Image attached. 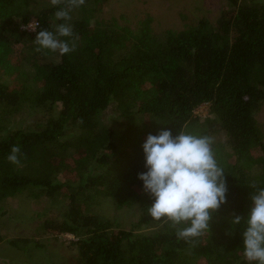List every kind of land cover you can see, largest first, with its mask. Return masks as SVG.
I'll list each match as a JSON object with an SVG mask.
<instances>
[{
	"label": "trees",
	"instance_id": "obj_1",
	"mask_svg": "<svg viewBox=\"0 0 264 264\" xmlns=\"http://www.w3.org/2000/svg\"><path fill=\"white\" fill-rule=\"evenodd\" d=\"M225 1L216 20L155 32L151 17L134 30L98 18L106 0H85L70 12L75 48L61 55L37 50L33 40L40 28L60 22L55 12L69 0H0V106L11 113L25 106L59 110L39 129L0 133V214L25 190L58 202V215L41 226L73 234L86 264H247L244 218L252 194L264 188V128L257 118L264 103V0ZM32 16L36 31L24 28ZM205 103L212 116L201 120L195 111ZM109 109L127 119L119 131L103 120ZM161 129L226 136L212 139V149L227 200L195 238L177 239L170 220L147 214L153 198L138 178L146 171L142 144ZM13 146L20 149L17 163L7 159ZM101 199L118 208L138 205V221L119 227L94 210ZM235 216L242 217L236 225ZM8 242L44 247L28 237Z\"/></svg>",
	"mask_w": 264,
	"mask_h": 264
},
{
	"label": "clouds",
	"instance_id": "obj_2",
	"mask_svg": "<svg viewBox=\"0 0 264 264\" xmlns=\"http://www.w3.org/2000/svg\"><path fill=\"white\" fill-rule=\"evenodd\" d=\"M84 2L69 0L67 7L57 9L55 17L60 22L51 30L40 28L33 40L37 50L61 55L74 50L70 12ZM212 143L208 136L184 131L173 135L171 129H161L157 134L149 133L142 144L146 171L140 172L138 178L153 198L147 214L155 220H170L177 239L202 235L210 228L212 212L227 200L225 174L216 161ZM19 152V147L13 146L7 159L17 163ZM241 219L235 216L232 223L239 224ZM244 219V259L247 264H264V188L252 194V206Z\"/></svg>",
	"mask_w": 264,
	"mask_h": 264
},
{
	"label": "rangeland",
	"instance_id": "obj_3",
	"mask_svg": "<svg viewBox=\"0 0 264 264\" xmlns=\"http://www.w3.org/2000/svg\"><path fill=\"white\" fill-rule=\"evenodd\" d=\"M38 1L42 4L52 2ZM226 5L225 0H106L98 18L115 19L119 25H130L136 30L141 21L151 17L152 29L162 32L166 29L181 30L202 17L216 20ZM33 19H37L36 16H32L31 20ZM3 109L4 107L0 106V125H4L6 130H1L0 133L18 128L39 129L49 117H57L59 112L56 108L34 109L27 106L13 113ZM195 114L201 117V120L212 116L210 105H201ZM257 118L264 128V103ZM103 120L115 131H119L122 125L127 123V119L118 117L112 109L104 113ZM211 138L224 142L226 136L222 132L212 135ZM66 178H69L67 174H61V180ZM58 199L62 204L66 203V200ZM57 203L45 196L37 198L30 190L8 199L1 207L0 214V236L3 237L0 241V264H86L72 243L77 239L73 234H49L41 226L45 219L58 215ZM94 210L111 217L119 227L126 229L132 227L140 217L138 205L118 208L110 199H101L95 204ZM18 237L39 240L44 247L36 249L31 245V249L27 250L9 244L8 240Z\"/></svg>",
	"mask_w": 264,
	"mask_h": 264
},
{
	"label": "built area",
	"instance_id": "obj_4",
	"mask_svg": "<svg viewBox=\"0 0 264 264\" xmlns=\"http://www.w3.org/2000/svg\"><path fill=\"white\" fill-rule=\"evenodd\" d=\"M37 25H39V22L38 20L36 19H33L29 22L28 25L24 26L25 29H27L28 31H36V30H33L32 28H36Z\"/></svg>",
	"mask_w": 264,
	"mask_h": 264
}]
</instances>
